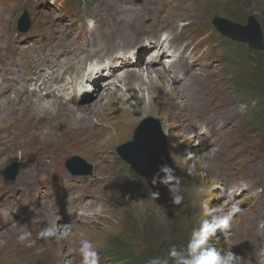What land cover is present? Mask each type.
I'll return each instance as SVG.
<instances>
[{"label": "rangeland", "instance_id": "obj_1", "mask_svg": "<svg viewBox=\"0 0 264 264\" xmlns=\"http://www.w3.org/2000/svg\"><path fill=\"white\" fill-rule=\"evenodd\" d=\"M24 1L31 2L29 4L30 8H33L36 5L38 7L41 6V2L43 0H17L18 4L20 5H24L26 3ZM125 1L128 3L131 2V0ZM149 1L152 3V5L148 7L150 11L151 8H153L154 3L153 0ZM15 3L16 0H0V42L2 45H4L5 38L12 40L10 29L8 27V21L9 18L13 19L14 15L12 16L11 14L13 8L16 6ZM162 3L164 4L167 11L164 12L159 18L160 26L169 22L168 19L172 18L173 15L175 18L177 13H189L198 16L205 14L209 15L210 18L215 15V17L229 18L231 20L235 18L237 21L243 24L246 23L247 17L252 16V18L258 22L259 27L260 24L262 25L263 31L261 30V34L264 42V0H162ZM176 3L178 4L177 8ZM29 5L27 4V6ZM99 6L103 5L101 4ZM97 9L98 7L94 10H90L87 13L92 14ZM50 10H52V12H50ZM138 10L129 8V11L131 12ZM63 11H65L63 8L51 7L49 10L41 12L44 13L54 24L63 25L60 23V18L63 17ZM130 13H127L125 17L123 14H120L119 16L122 18L121 21L125 22L131 20L126 18L130 15ZM8 15L10 17H7ZM97 16L101 18L104 15L97 12ZM4 22L6 33L4 37H2V26ZM199 24L204 28V31H210L209 26L205 24L203 20L196 23L194 26H190V28H198L197 26H199ZM151 27L156 28V26ZM67 28L69 31L73 32L70 27L67 26ZM53 30L59 31L54 27ZM113 32L117 36L123 34L121 27L114 28L111 31V34ZM126 40L127 42H130L129 38ZM53 42L54 41H52V44ZM68 43L72 44L74 42L63 41L61 45ZM4 51L7 50H2L0 46V56ZM240 52L241 51H237L235 54H232V62H234V64L232 67L227 68L226 77L233 79V67L235 65L242 64V66L246 67L249 72L255 74V79L253 78L250 80L246 84L247 87L250 89L256 88V82L264 83V78H262V75L264 74V49L261 54H259L253 61H250V63L249 59L244 61L243 58H241L243 54ZM1 59L2 57H0V60ZM8 61H11V72L7 73V75L10 76L11 74H16L15 76H17L18 69L13 65V55L10 54ZM209 61H211V64L216 63L213 60ZM65 66H67V63H65L63 68ZM145 71L149 72L153 78L155 77V72H152L153 70L151 69L141 70L140 73L144 74ZM203 71L204 68L201 66L200 62L196 60L191 64H188L187 71L184 70L183 72L190 81H187L186 77L184 81V76L181 75L184 85H187V82H191V86L193 88L191 89L192 92L196 94L198 93L199 97L201 96V88L198 85L202 84L207 77L213 75V72L210 69L208 71V75L206 77H202ZM157 74L160 73H155V75ZM162 75L161 78L159 77V80H161L159 83L163 81V84L165 85L164 91L160 93V95H158V93L155 91V88L164 86L162 84H159L157 87L149 88L148 90L152 93V95H154L152 99L150 98L151 96H149L150 93L148 94L146 89H144L142 93L141 88L143 85L140 82L121 87L120 90L118 89L114 92H111L113 89L109 90V94L105 95L107 99H105L104 103L102 104L101 110L95 111L91 107L87 109L89 111H86V114L83 113L84 115L89 116L91 120L97 122V124H101L99 126H92L84 123V134L92 135L98 131L95 141L91 147L98 149L106 146L105 153H107V150H112L113 146L119 147L133 141L134 131L147 117L157 118L161 129L165 134V150L171 162L170 166L176 169V175L182 177L181 192L183 195V201L178 205L173 204L171 202V197L167 188H165V191L160 193L158 201L142 198L136 187L131 182H129L127 178L124 176L114 177L113 171H117L118 168L112 169V164L110 163L107 155H105V158L102 162H99L95 155L90 154L96 159V162L99 165V174L101 172L104 174V178L106 177V179H103L101 183L100 194L95 196L101 197L102 201H97L94 205H88L86 207V212L81 219L74 220L70 223L61 224V226H69L72 231V235L67 239L58 240L56 238H51L53 244L55 245L54 248L56 254L59 257L53 261V264H71L67 259V257H69L68 249L72 247L71 245L75 241L86 238V234L90 233V230L92 229H95L99 234L97 236L99 239V247L104 245L105 247L107 246L116 252L126 251L128 253H132V255H134V257H136L141 262V264H148L150 255L155 254L156 257H167L168 250L171 246L175 245L179 248L186 245L193 228L197 227L203 219L207 218L204 215L205 204H207L209 208L224 209V211H227L231 206L230 204L226 203L225 200H223V195L218 184V176L215 175V171L212 169L213 167L217 166V162L215 161L217 152L222 149V146L225 147L226 144L221 140L219 149L216 151L212 150L213 147H200L196 141H193L190 138L191 136L185 134L184 130L187 127L197 126L193 117V113L197 111V107L202 101L195 102V100H193L192 104H186L185 111L180 118V122H178V124L175 123L179 117L178 106L182 102L183 98L182 88L179 82L177 85L176 81L171 80L164 74ZM236 81L237 78H234L231 82L235 83ZM211 87V85L205 86V96L209 95ZM168 88H172V91L168 96H166L167 101L171 103V106L174 105L171 107L170 111L176 110L177 113V116L174 118V125L173 122L169 121V117L167 115L162 114L163 111L161 110L163 109V106L161 107V110L158 106L161 101L159 99L155 100L156 98L164 96ZM253 90H257L258 92L255 94H260L264 99V86ZM25 94L29 95L27 92ZM2 95L11 97L16 96V99L27 101V97L25 95L18 96L16 92L13 93L10 91H4ZM236 98L237 95L232 96V99L235 100ZM185 101H189V99L187 98ZM212 102L219 107V109H215L217 112L223 111V113L228 112L231 115L235 114V111L228 109V107L232 105L229 102L219 103L218 98L213 99ZM57 104L58 106L54 120L45 123L44 128L47 125H56L58 127L66 128L64 131L60 128L53 130V133L55 134L54 137H58L60 142L59 147H61L62 145L66 144L64 132L66 130H71L69 127H64L60 120L65 121L68 117V114L65 115L64 112L73 114L75 112V108H73V104L71 105L66 101H64L62 104L57 102ZM232 106L237 110V115L239 117L238 122L233 121L230 123V125L234 131L233 137L237 139V147L240 145V160L246 166L250 164L257 166L260 172L254 175V177H256L261 184H264V134L248 135L245 139L246 130L243 126L245 116L249 114V110H251L254 106H251L248 109L242 104L239 105L240 109L235 104ZM24 107L30 110L23 113L17 112V114H15L14 112L10 114V106L6 104L3 105V102L0 101V127H5L10 121H14V116L16 117L19 125L17 135L15 137L9 138L11 145L9 151L12 154L8 151L2 152L0 148V152L5 154V156L0 158V163H2L0 166L12 163L13 161L17 162L19 160H25L24 167L22 168L18 178H21L22 172H32V166L39 164V161L34 162L30 158H27L31 154L29 148L33 146V143L30 141L32 132L39 134L41 139L47 138V132L43 127H41L39 130H36L34 126L31 127L30 119L35 121L36 119L34 115L36 113L32 112V108L30 105H28V103ZM79 108L80 107L76 108V110H79ZM138 108L142 110L141 111L139 109V112H142L143 114H139ZM49 111L55 112L50 109ZM170 111L168 112L170 113ZM262 115L264 116V111L262 112ZM113 117H115V119H113ZM261 120L264 122V117ZM114 121L116 122L115 125L112 124ZM186 124H188L187 127H185ZM207 129L210 128L207 127ZM83 137L89 138L88 136ZM220 138H222V136H216V139ZM72 142L73 136L71 143ZM8 143L9 142L6 144ZM87 147L88 146L82 144L80 146L71 145L64 148L67 149V151L69 150V152L74 156L82 157L88 154V151L86 150ZM188 151L195 153L199 158V162L195 164V170L191 175L186 173V169L189 167V165L193 164V161L185 160ZM35 153L42 158L45 155L46 150L43 146L39 145L35 148ZM47 164L54 165L55 163L52 160H49ZM220 165H223V167L226 168L228 166V162L225 161L223 164H218V166ZM47 171V169L43 171L38 170L37 173L43 176L46 175L51 179L58 178L59 175L54 170L52 171L55 172V177H51L49 173L50 171ZM116 175L121 174L118 173ZM251 176V174H248V178H251ZM100 180L101 179L98 178L95 181ZM91 186L92 185L90 184L82 183V189L79 193H70V202L74 201L79 195L88 190ZM101 203L104 205L105 211L113 206H117L118 208L111 213H103L104 216L99 221L100 226L96 225L95 228H92L91 226L83 227V224L87 222H94L99 216H101L90 214L96 205ZM43 210L45 209L34 211V213L39 214V217L37 218L38 221L33 224L34 226H41L43 224L44 226H49L54 223L52 216L50 218L47 217V219L43 221V218L41 217ZM257 216L260 219L264 218V212L259 211ZM247 223L254 225L250 226L247 225ZM58 226L60 225L58 224ZM228 231L231 233V235L227 239L218 232L217 236L219 239L213 238L210 240V243L221 252L231 249L234 253L240 256V264H264V226L259 223L256 224L255 221H253L252 215L250 213L244 211L237 213L232 222V226ZM18 234L16 237H14V240L8 231H0V264H26V261L22 259V255L19 252L21 250V248L18 247L19 243L16 241ZM9 235L12 238L9 237ZM48 239L50 241V238ZM36 249L37 247L35 248V251ZM37 256H45V253L40 252L37 254ZM139 261L136 263L134 262L133 264H140ZM130 263L131 259L129 261V264ZM102 264H111V262L107 261L104 257Z\"/></svg>", "mask_w": 264, "mask_h": 264}, {"label": "bare ground", "instance_id": "obj_2", "mask_svg": "<svg viewBox=\"0 0 264 264\" xmlns=\"http://www.w3.org/2000/svg\"><path fill=\"white\" fill-rule=\"evenodd\" d=\"M112 2H113L112 5H115L116 7L114 6L115 7L114 8V15H113V18H112V21H111V26H110L111 29L106 30V31H102V32L91 31V32H89L86 35V45H87V47L84 48L80 52V54H82L81 55V58L84 60V61H82L80 63L81 64L80 69L82 71L87 70L88 69V66H92V63H94V62L99 63V59H97L95 57H100V58L106 57V58H109V53H107V54L102 53V50L105 48V46L108 45L107 41L110 40V38H111V31L114 28H116V27H121L122 28L123 34H120L118 36V38H120V40H122V42H117L118 40L116 38H113L112 39L114 43L120 44V45H122V47L126 45V44H123V43L127 42V40H126L127 38H129V41L131 42L134 39H138V38L143 37V36H146L148 34L158 35L159 32H160V28H158V27L152 28L151 26L149 27V25L146 23V19L151 14V12L149 11L148 7L150 5H152V3L149 0L142 1V3H141V5H143L142 8L140 9V7H139V10L138 11H132V12L129 11V8H132V7L127 6V5H124V4H128L127 1H125V0H112ZM177 6H178V4L176 3V8H177ZM97 12L100 13V14H102V15H104L105 14V8H104V6H98V9L96 11H94L92 14L86 13V15L87 16H95V17L99 18L97 16ZM127 13H130V15L128 17H126V18L131 19V20L122 22L121 21L122 18L119 15L120 14H123V16L125 17V15ZM173 16H172V18H169L168 20L169 21L172 20L174 18ZM175 17L182 18V16L180 15V13H177V15ZM102 18H103V16L101 18H99V19H102ZM164 25L165 24L161 25V27L164 26ZM59 39L60 40H54V42H53V46H55V47H57L59 49L58 52H60V53H62L64 55H66L68 53H72L73 54L72 57L67 61V66H65L63 68V70L65 72L67 70H74L75 68L78 67L77 66L78 60L76 59V57L79 56V52L75 49L74 46H70V43L65 44V45H61V43L63 41L75 42L76 38L72 37V35L65 34V33H61V35L59 36ZM160 42H162V41L161 40H156L154 42L153 46H157ZM169 42L172 44V41L171 40ZM169 42H168V44H169ZM97 46H99V47H97ZM147 50L148 49H143L140 52H145ZM89 53H91V54H89ZM8 57H10V55H8ZM119 58H121V56H118V58L114 59V62L115 63L118 62V59ZM124 61L125 60H120L119 59V63H118L119 66L124 67L126 65V62H127V64L130 63V61H126V62H124ZM170 64L171 63H168V65H170ZM187 66H188V63L185 62L184 63L183 70L187 71ZM166 70H167V68H165V71ZM140 72L141 71H139V73H138L139 76H140V79L137 82H140L143 85V87L141 88L142 93H143V90L146 89L147 92H148V94L150 93L149 96H151L150 98L152 99V97L154 95H152V93L148 89L151 88V87H157L159 84L160 85L161 84L164 85L163 84V81L161 83H159V81H161V80H159V77L161 78L163 75L160 72H157V71H154L153 70L152 72L160 73V74H157V75H155V73H154V76L155 77L153 78L150 75L149 72H146L145 71L144 74L143 73H140ZM15 75L16 74H13V75L11 74L10 77L14 78ZM181 75L184 76V73H182ZM181 75L179 76L178 82L182 78ZM209 77H207V78H209ZM170 79L176 81L173 78H170ZM206 79H205V81H206ZM184 81H185V77H184ZM31 82L32 81L29 80L25 85H23L21 87H18L16 89V91H15L18 96L25 95L27 97V101H22L20 99H16L17 98L16 96L11 97V96L2 95L1 93H0V101H2L3 102V105H4V104H6L5 102L7 100H9V99H15L16 100V107H11L9 109V113L10 114H12L14 112H15V114H17V112L23 113L25 111H29L30 109H26L24 107L28 103V105H30L31 108H32V112H35L36 113L34 115L35 116V119H36L34 122L36 123V125L37 124L39 125V128L37 129V130H39L41 127H44L45 123H47L48 121H53L54 120V116H55V113H56L57 110L55 112H51V111H49V109L52 107L51 104L50 103L44 104V102L46 101V96L48 95L49 90L52 89L53 87H48L45 91H41V93H37V94L32 93V94H30L28 92V88H30L33 85V82L32 83ZM98 82L100 83V81H98ZM137 82H135V83H137ZM127 86H129V85H127ZM198 86L201 88L200 95L202 96V98L206 99L207 96H205L203 86H201V85H198ZM161 87L155 88V91L158 93V95H160V93H162L164 91L165 85L164 86H161ZM118 89L120 90L121 88L120 87L115 88L111 92L117 91ZM171 91H172V88H170V89L168 88L167 91H166V94L164 96H161V97L156 98V99L154 98V99L155 100L159 99L161 101L158 106L160 108L163 106V109L162 110L160 109L161 111H163L162 114H165L168 117L169 116H172L173 119H174L177 116L176 110L170 111L171 110V107H173L174 105L171 106V103L169 101H167V98H166V96H168L171 93ZM195 91H196V89H195ZM26 92L29 95L25 94ZM56 94H58V99H61L63 97V95H64V92H56ZM193 94H195V93L193 92ZM105 95H107V93ZM100 97H102V96H100ZM35 102H37V104ZM59 102L62 104L64 101H59ZM143 103H144V101H143ZM102 104H103V101H101L100 98H98L96 100H93L90 103L73 104V108H75V112L73 114H69L68 112H64L65 115L68 114V117L66 118L65 121L60 120V122L63 124L64 127H69V129L71 131L77 130L80 133L84 134V126H83L84 122H83V120L84 119L91 120V118H89V116L84 115V114H86L85 112L86 111H89L87 109L88 108H91V107L95 111H99V110H101ZM153 106H154V104H153ZM263 106H264V104H263ZM78 107H80L79 110H76V108H78ZM175 107H177V106H175ZM139 109L140 108H138V112H139ZM168 111H170V113ZM76 113H78L77 114V117H76L77 118V123H72L71 120L75 118L74 114H76ZM216 113H219V114H216ZM139 114H143V113L142 112H139ZM193 114H194L193 117H194V119L196 121V125L201 124V123H205L206 126L209 127L210 129L216 130L218 127H220V123H218V119L220 118V114H224V113H223V111L217 112L214 108H208V107H206L204 101H202L201 104L197 107V111L195 113H193ZM263 117L264 116L262 115L261 116V119ZM113 119H115V117H113ZM39 121H41V122H39ZM115 123L116 122L114 121L112 124L115 125ZM174 124L175 123H173V125ZM187 126H188V124L185 125V127H187ZM109 127H110V124H109ZM194 127L195 126H193V128ZM87 128H89V127H87ZM79 141L81 142V144H84L85 146L91 147L92 144H93V142L95 141V139L94 138H84V137H81L79 139ZM72 143L75 144V145H78V141L75 139V137H73V142ZM130 146L131 145L128 144L125 147V149L128 152H130ZM165 147H166V144H165ZM2 156H5V155L4 154L1 155L0 158ZM0 164H2V163H0ZM31 173L32 172H30V171L22 172L21 178H23L24 175L27 177ZM50 176L51 177H55L56 175L53 174V173H50ZM33 216L36 217V218H38L39 217V214L33 213ZM248 219H250V218H248ZM247 225L253 226L254 224L247 223ZM262 226H264V225H262ZM263 233H264V231H263ZM9 237H11V236L9 235ZM14 237H16V236H14ZM14 237L13 238L11 237V238L14 239ZM18 247H20L23 252H26L27 247H25L24 245H22V244L19 243ZM32 247H34V251H35L36 246L33 245ZM37 250H38V248L36 249V251ZM3 251H5V250H3ZM246 253H248V252H246ZM2 254H3V252H2Z\"/></svg>", "mask_w": 264, "mask_h": 264}, {"label": "clouds", "instance_id": "obj_3", "mask_svg": "<svg viewBox=\"0 0 264 264\" xmlns=\"http://www.w3.org/2000/svg\"><path fill=\"white\" fill-rule=\"evenodd\" d=\"M91 24V21H89ZM186 161H193L186 169V173L191 175L195 170V164L199 162V158L195 153L188 151L185 157ZM151 183L163 185L168 189L173 204H180L183 201L181 192L182 177L176 175V169L168 163H162L158 171L152 176ZM235 189H229L228 195L232 198ZM159 191L153 192L152 197L158 199ZM105 211L104 205L97 204L92 213L102 215ZM240 208L235 203H232L227 211L224 209L209 208L204 205L203 219L199 225L191 231L190 237L185 246H171L168 250L167 257L157 256L151 258L148 264H240V256L234 253L231 249L221 252L210 240L213 238L219 239V232L224 238H228L231 233L228 231ZM72 235V231L67 225L58 226L55 223L45 226L37 233L38 239L47 240L48 238L67 239ZM31 231H22L17 236V242L25 247H32L35 240L32 238ZM73 252H77L82 257L81 264H100V255L93 243L89 239L79 241V248H73Z\"/></svg>", "mask_w": 264, "mask_h": 264}, {"label": "water", "instance_id": "obj_4", "mask_svg": "<svg viewBox=\"0 0 264 264\" xmlns=\"http://www.w3.org/2000/svg\"><path fill=\"white\" fill-rule=\"evenodd\" d=\"M213 23L224 34L249 43L250 47L254 49L264 48L259 24L252 17H249L244 25L219 17H216ZM128 144L130 145V143H126V145L118 147L117 151L144 176L152 175L158 171L162 163L169 164V156L165 150V134L161 130L157 118L147 117L139 125L135 131L130 152L125 149ZM67 166L75 174L88 172L87 169L75 166L72 161H68Z\"/></svg>", "mask_w": 264, "mask_h": 264}, {"label": "trees", "instance_id": "obj_5", "mask_svg": "<svg viewBox=\"0 0 264 264\" xmlns=\"http://www.w3.org/2000/svg\"><path fill=\"white\" fill-rule=\"evenodd\" d=\"M233 20L237 21V19L233 18ZM239 22V21H237ZM240 23V22H239ZM239 75L241 76L240 78L237 79V87L245 90V91H253V89H258V87L264 86V83H260V82H256V88L250 89L247 87V83L252 80L255 76V74H252V72H248L246 71V73L243 75L241 72H238ZM247 74H249V76L247 77ZM262 75V74H261ZM262 78H264V74L262 75ZM255 79V78H254ZM243 80V81H242ZM245 80V81H244ZM263 106V105H262ZM258 110L257 112L260 114L264 111V107ZM156 257L155 254L150 255V259ZM137 261H139L136 257H134V255H131V263L133 264L134 262L136 263ZM139 263L141 264V262L139 261Z\"/></svg>", "mask_w": 264, "mask_h": 264}]
</instances>
